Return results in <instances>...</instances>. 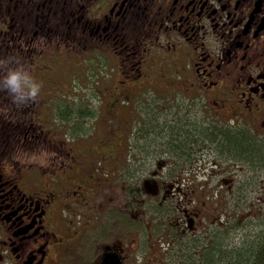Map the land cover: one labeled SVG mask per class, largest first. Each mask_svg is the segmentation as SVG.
<instances>
[{"label": "flooded vegetation", "instance_id": "af4514ba", "mask_svg": "<svg viewBox=\"0 0 264 264\" xmlns=\"http://www.w3.org/2000/svg\"><path fill=\"white\" fill-rule=\"evenodd\" d=\"M6 57L42 88L0 91V264L235 254L221 231L264 201V0H0Z\"/></svg>", "mask_w": 264, "mask_h": 264}, {"label": "clouds", "instance_id": "9594fccd", "mask_svg": "<svg viewBox=\"0 0 264 264\" xmlns=\"http://www.w3.org/2000/svg\"><path fill=\"white\" fill-rule=\"evenodd\" d=\"M42 84L23 62L11 57L0 59V91H6L17 107L37 102Z\"/></svg>", "mask_w": 264, "mask_h": 264}, {"label": "trees", "instance_id": "16d2710c", "mask_svg": "<svg viewBox=\"0 0 264 264\" xmlns=\"http://www.w3.org/2000/svg\"><path fill=\"white\" fill-rule=\"evenodd\" d=\"M224 137L226 138H223V140L218 141L219 143L218 146H220L221 149H223L222 148L223 145L227 144L231 148H237L236 149L237 152L241 151L245 153L243 146L244 138H237L239 136L234 137V135L233 136L227 135ZM253 138L255 139V136H253ZM253 142H254L253 143L254 147L261 146V142L255 140ZM238 146H241L243 150L238 149ZM257 149H260V147H257ZM227 152H229V150H227ZM252 152H254V150ZM259 158L261 159V157ZM259 158L254 156V162L261 161ZM239 212L240 209H237L236 215ZM250 217H252L253 219V215H251ZM246 219H249V216ZM236 221L239 222V220L236 219L235 216V222H234L235 225H236ZM262 222H264V218L262 219L261 223ZM226 230L230 231L229 229ZM243 240L244 241L241 245H237L235 254L232 252L230 253L229 250L228 252H223V251L221 252V262H222L221 264H264V228L259 230L258 234L252 236L250 239L244 238Z\"/></svg>", "mask_w": 264, "mask_h": 264}, {"label": "rangeland", "instance_id": "374dc122", "mask_svg": "<svg viewBox=\"0 0 264 264\" xmlns=\"http://www.w3.org/2000/svg\"><path fill=\"white\" fill-rule=\"evenodd\" d=\"M86 75L85 74H81V81H78L77 78H75V80H73V88L76 91H80V90H86L84 89L86 87V85L89 83V81H82L83 78H85ZM89 80L91 81L90 76H88ZM88 89V88H87ZM205 147V146H203ZM256 147V146H255ZM254 147V152H251L252 155L254 156H259L261 153V146H257L260 147V149H257ZM256 150V151H255ZM263 151V150H262ZM259 154V155H258ZM217 168V167H216ZM240 178V175H237ZM244 178V179H243ZM246 175L241 176V180L245 181ZM219 181V178H218ZM247 191L243 193L244 196H246ZM226 196H228V193H225ZM257 196H264V193L262 192H258ZM257 203H262L263 206L261 207H253L252 209L248 208V207H241L240 212L236 215V219L239 220L236 221V225L234 224L235 222V217L234 214L232 216V220L231 223L227 229L231 228L230 231L228 230H224L221 231V234L224 235H229L228 239H234L235 240V244L237 245H241L243 243V239L244 238H251L252 236L258 234L259 230L264 228V222L261 223L262 219L264 218V201L260 200ZM237 212V209H236ZM235 212V213H236ZM251 215H253V219L252 217H250ZM249 216V219H246ZM250 242V241H249Z\"/></svg>", "mask_w": 264, "mask_h": 264}, {"label": "bare ground", "instance_id": "6f19581e", "mask_svg": "<svg viewBox=\"0 0 264 264\" xmlns=\"http://www.w3.org/2000/svg\"><path fill=\"white\" fill-rule=\"evenodd\" d=\"M196 121V120H195ZM179 126V125H178ZM168 129V128H167ZM171 129V128H170ZM177 131V130H176ZM190 131V130H189ZM221 141V140H220ZM176 143V142H175ZM217 143V142H216ZM194 146V145H193ZM244 146V145H243ZM233 147V146H232ZM262 147V146H261ZM256 148V147H255ZM257 149V148H256ZM256 151V150H255ZM250 155V154H249ZM259 155V154H258ZM255 156V155H254ZM251 157V156H250ZM259 158V157H258ZM236 159V158H235ZM260 159V158H259ZM256 160V159H255ZM263 165V164H262ZM258 174V173H257ZM223 237V236H222ZM215 243V242H214ZM226 246V245H225ZM210 252V251H209ZM200 257V256H199Z\"/></svg>", "mask_w": 264, "mask_h": 264}]
</instances>
